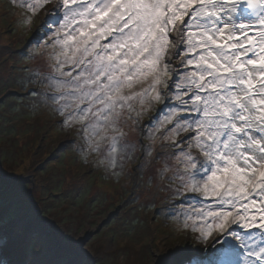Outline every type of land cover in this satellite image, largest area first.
Instances as JSON below:
<instances>
[{
    "label": "snow or ice",
    "instance_id": "snow-or-ice-1",
    "mask_svg": "<svg viewBox=\"0 0 264 264\" xmlns=\"http://www.w3.org/2000/svg\"><path fill=\"white\" fill-rule=\"evenodd\" d=\"M20 6L25 24L44 13L31 55L47 69L21 87L80 137L84 163L93 156L119 180L135 149L126 129L146 133L149 166L164 141L156 175L181 205L185 235L152 264H264V0ZM34 192L31 170L0 168V264H93L85 237L46 215Z\"/></svg>",
    "mask_w": 264,
    "mask_h": 264
},
{
    "label": "rangeland",
    "instance_id": "rangeland-1",
    "mask_svg": "<svg viewBox=\"0 0 264 264\" xmlns=\"http://www.w3.org/2000/svg\"><path fill=\"white\" fill-rule=\"evenodd\" d=\"M20 3L0 0V29L6 31L5 36L0 34V168L17 174L33 172L39 205L68 232L85 237L93 264H152L153 251L185 235L178 231L181 205L171 203L168 181L156 175L164 163L156 151L164 141H156L155 160L149 166L144 155L148 142L142 143L146 133L140 126L126 129L135 149L119 180L92 164L93 156L84 163L80 137L21 87L22 81L40 78L33 73L47 69L31 55L39 47L33 32L44 13L25 24ZM137 164L145 166L137 168Z\"/></svg>",
    "mask_w": 264,
    "mask_h": 264
},
{
    "label": "trees",
    "instance_id": "trees-1",
    "mask_svg": "<svg viewBox=\"0 0 264 264\" xmlns=\"http://www.w3.org/2000/svg\"><path fill=\"white\" fill-rule=\"evenodd\" d=\"M0 25H1V22H0ZM4 30H5V29H3V28L0 29V32H1L0 34H2L3 36H5V34H6V31L4 32Z\"/></svg>",
    "mask_w": 264,
    "mask_h": 264
}]
</instances>
